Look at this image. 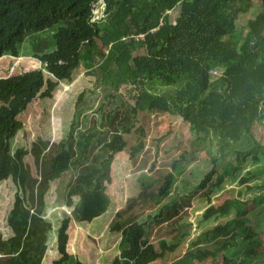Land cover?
Segmentation results:
<instances>
[{
    "label": "trees",
    "instance_id": "1",
    "mask_svg": "<svg viewBox=\"0 0 264 264\" xmlns=\"http://www.w3.org/2000/svg\"><path fill=\"white\" fill-rule=\"evenodd\" d=\"M96 1L0 0V57H18L28 35L62 23L53 34L54 48L35 55L42 67L0 77V183L12 177L16 185L7 216L11 235L5 239L0 234V264L42 263L52 229L51 221L43 218L45 197L50 182L72 166L70 143L83 92L78 96L67 137L55 144L33 143L30 152L39 166V178L24 162L29 151L17 148L11 153V140L23 127L18 115L35 97L51 98L58 83L71 81L79 67L116 95L129 85L133 114L160 111L177 115L194 133L212 134L224 145L244 133L253 138L255 123L264 117V0H257V11L247 19L244 33L238 30L237 20L249 12L253 0H102L103 16L92 20ZM176 7L178 13L172 24L166 11ZM139 49L143 52L138 53ZM169 126H165L166 132ZM132 128L124 125L121 130H110L104 139L96 137L97 131L82 134L80 157L95 140L107 154L93 188L79 193L71 212L74 220L90 222L107 210L105 182L110 181V165L114 155L126 147L124 134ZM138 132L137 143L130 147L131 160L144 147L143 131ZM261 150L259 144L246 151L237 150L235 162L224 164L221 170L216 166L217 157L212 156L213 166L197 188L203 190L210 184L219 189L239 174L249 157L254 162L264 159ZM253 176V171L247 172L238 182L248 183L246 190L250 191L264 186L250 183ZM173 182V172H168L156 195H167ZM226 216L232 217L202 232L191 243L196 248L170 264L214 261L220 254L223 264H232L223 253L239 240L247 243L242 251L245 259L264 260V241L256 228L264 217V193L251 199L226 198L207 207L202 220ZM71 217L65 216L56 228L58 257L51 264H85L67 251ZM121 219L118 210L108 228L123 234L124 247L107 264H151L165 259L179 246L165 239L155 246L146 236V221L123 225ZM203 237H221L223 241L213 248L198 247Z\"/></svg>",
    "mask_w": 264,
    "mask_h": 264
},
{
    "label": "rangeland",
    "instance_id": "2",
    "mask_svg": "<svg viewBox=\"0 0 264 264\" xmlns=\"http://www.w3.org/2000/svg\"><path fill=\"white\" fill-rule=\"evenodd\" d=\"M257 6V0H253L249 12L239 16L237 28L242 33L247 19L255 14ZM103 10L102 0H97L92 20L100 19ZM177 13L178 7L173 9V16ZM61 25V22H57L34 35H28L20 46L18 57L7 54L0 57V77L42 67L35 55L54 48L53 34ZM142 52V49L138 50V53ZM85 72L83 67L76 69L71 81L63 80L58 83L51 98L35 97L18 115L23 127L11 140V153L17 148L29 151L24 156V162L32 175L39 178V166L30 152L33 143L42 141L55 144L67 137L78 96L83 92L82 101L77 105L74 138L70 143L72 166L50 182L45 197L43 218L51 221L52 229L48 233L47 249L41 264H51L58 257L56 228L65 216H72L71 212L80 199L79 193L93 188L102 171L101 162L106 157V150L95 140L87 154L80 157L82 134L97 131L99 134L96 137L104 139L110 130H121L124 125L133 127L130 133L124 134L126 147L114 155L110 165V181L105 182V192L109 197L107 210L90 222L76 221L73 217L70 219L67 251L85 264H107L124 247L123 234L112 232L108 228L118 210L121 211L123 225L133 221H146L149 224L146 236L155 246L160 239H165L168 243H179L175 252L168 254L165 259L151 263L170 264L194 250L196 247L193 248L191 243L202 232L219 221L232 217L203 221L202 214L207 207L218 205L229 197L251 199L254 195L264 193V186L250 191L246 190L248 183L238 182L240 176L253 171L250 183L254 181L257 185L264 184V159L254 162L251 157L242 163L239 174L234 179L225 181L219 189L212 188L210 184L203 190L197 188L200 180L213 166L212 156L217 157L216 166L221 170L224 164L235 162L234 154L237 150L246 151L253 148L254 144H259L263 148L261 151H264V117L255 123L253 138L244 133L238 140L228 141L224 145L223 141L212 134L194 133L177 115L169 116L160 111H137L133 114V101L128 96L129 85L121 88L116 95L111 88L99 85L92 75ZM218 74V71L214 73ZM167 124L170 125L168 132L165 128ZM139 130L143 131L144 147L131 160L130 147L137 143ZM172 163H175L174 167ZM168 172H173L174 182L167 195L158 197V187ZM72 190L76 192H70ZM15 193L16 185L12 177L0 183V234L5 239L11 235L7 216ZM259 225L256 228L264 241V217ZM222 241L221 237H203L198 247L213 248ZM246 244L239 240L235 247L223 254L232 260V264H264V260L259 258L245 259L242 256ZM223 260L220 254L214 261H194L193 264H223Z\"/></svg>",
    "mask_w": 264,
    "mask_h": 264
},
{
    "label": "clouds",
    "instance_id": "3",
    "mask_svg": "<svg viewBox=\"0 0 264 264\" xmlns=\"http://www.w3.org/2000/svg\"><path fill=\"white\" fill-rule=\"evenodd\" d=\"M167 11H170V13H167ZM166 11V14H168V15H170L171 16V23L172 24H175V23H173V22H175V18H176V16H173V10H167ZM142 37V36H141ZM42 66V65H41Z\"/></svg>",
    "mask_w": 264,
    "mask_h": 264
},
{
    "label": "built area",
    "instance_id": "4",
    "mask_svg": "<svg viewBox=\"0 0 264 264\" xmlns=\"http://www.w3.org/2000/svg\"><path fill=\"white\" fill-rule=\"evenodd\" d=\"M167 13H170V11H167ZM173 23H175V22H173ZM215 72L217 73V71H213V74H214Z\"/></svg>",
    "mask_w": 264,
    "mask_h": 264
}]
</instances>
